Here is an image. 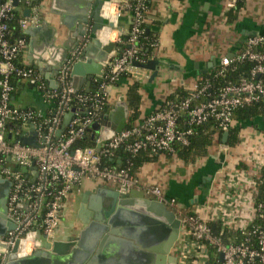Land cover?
I'll list each match as a JSON object with an SVG mask.
<instances>
[{
  "label": "built area",
  "instance_id": "2783aa9c",
  "mask_svg": "<svg viewBox=\"0 0 264 264\" xmlns=\"http://www.w3.org/2000/svg\"><path fill=\"white\" fill-rule=\"evenodd\" d=\"M129 1L120 5L117 14L118 18L125 11L132 14L129 47L120 49L124 45L123 36L114 41L118 49L105 65L101 77L95 80V93L76 92L71 84V65L64 66L59 75V89L46 90L50 100L60 99L52 119L47 120L36 110L19 109L12 103L15 92L12 79H31L36 71L16 64L27 41L26 38L11 41L10 23L14 14L21 12L19 27L24 33L38 22L37 10L32 0H0V177L12 184L8 217L15 224L14 230L0 241V264L7 263L17 245L18 257L25 258L40 251L45 239L54 241L69 194L86 178L106 182L121 194L142 192L173 212L181 222L176 249L178 264H264L263 203H251L253 217L238 226L230 228V220L223 221L220 231H214L210 222L190 212L176 198L167 197L161 187L143 186L130 167H111L105 161L114 158L126 144L132 155L144 150L152 155H176L179 147L190 144L195 128L210 121L215 122L219 131L228 133L236 125L234 114L240 107L264 101V84L259 81L264 74V55L255 52L264 44V35L249 37L245 51L238 57L241 61L250 59L257 63L250 80L223 88L217 97L208 94L209 83L200 86L198 82L191 96L166 102L158 112L111 140L104 141L100 137L96 147L73 148L107 112L114 86L125 75L137 80L138 68L134 63L145 64L137 45L144 33L143 26L148 23L149 10L143 5L145 0H136L135 8ZM235 5L236 0H230L227 10ZM27 9L31 10L30 18L24 17ZM231 63L232 59L226 57L221 66L228 67ZM74 108H82L85 114H76L59 135L66 115ZM31 126L37 133L39 147L21 142L23 129ZM14 132L18 141L13 140L11 133ZM253 162L262 169L264 156H254ZM231 204L234 210L235 203ZM257 220L262 224L255 225ZM233 230L238 234L231 240L228 235L226 243L224 236Z\"/></svg>",
  "mask_w": 264,
  "mask_h": 264
},
{
  "label": "crops",
  "instance_id": "0c3cea01",
  "mask_svg": "<svg viewBox=\"0 0 264 264\" xmlns=\"http://www.w3.org/2000/svg\"><path fill=\"white\" fill-rule=\"evenodd\" d=\"M77 1L42 0L40 4H33L37 10L38 22L31 24L24 32L27 44L19 61L21 65L34 69L36 75L19 81L12 97L14 107L33 109L45 117L51 112L53 106L46 90H54L53 69L69 52L75 50L77 43L76 37H68L71 32L66 26L73 27L76 33L81 32L79 25L73 20L74 16L65 11ZM126 1L111 0L106 4L103 17L109 18L115 27L106 28L105 34L102 32L99 35L102 47L129 34L132 14L125 11L120 18L117 17L120 5ZM229 2L230 0H153L147 25L157 35V44L150 60L162 63L161 75L151 81L153 72L138 69L137 80L131 77L122 79L111 91L109 113L115 111L122 98L128 105L126 96L129 86L133 81L139 82L142 102L140 117L134 122V126L139 125L145 118L162 109L168 98L177 91L192 92L201 76L212 72L224 58L232 59L238 55L249 37L264 35V0H245L233 23L226 21ZM60 32L65 35L67 33V36L60 37ZM87 44L92 45V41L87 39L85 46ZM101 46L94 48L92 57L101 56ZM31 62L36 63V67L39 66L42 71L36 69ZM68 64L72 68L74 63ZM57 80L59 82V78ZM95 80L92 81L90 91L95 89ZM74 83L79 88L78 93L87 94L89 84L84 78H78L76 83L71 77L73 89ZM83 112L84 110L77 114ZM65 120L66 117L64 122ZM239 126L240 141L235 147L227 145L229 136L225 140L226 133L220 142V132L217 131L204 157L190 156L184 160L179 154L153 155L151 157L155 159L143 163L135 177L143 186L161 187L167 197L176 198L190 212L198 214L210 224L222 227L223 221L230 220V228L236 227L253 217L250 205L256 203L260 183L262 184L264 167L261 169L253 160L254 156H264V117L243 122ZM30 130L31 128H24L21 139L29 137ZM11 135L14 141L19 140L16 132ZM117 163H122L120 156ZM103 187L114 188L103 181L84 179L66 200L56 239H45L40 251L10 264H78L79 256L84 250L82 246H85L79 245V238L87 228L80 217L82 200L87 196L89 202L92 199L97 202ZM230 203H235L234 210ZM235 233V230L229 232V240ZM53 242L62 243V248L57 251L53 248L46 250ZM178 243L174 247L175 253ZM104 260L98 264H108Z\"/></svg>",
  "mask_w": 264,
  "mask_h": 264
},
{
  "label": "water",
  "instance_id": "95a60500",
  "mask_svg": "<svg viewBox=\"0 0 264 264\" xmlns=\"http://www.w3.org/2000/svg\"><path fill=\"white\" fill-rule=\"evenodd\" d=\"M77 2L65 11L74 16L73 20L79 25L81 32L76 33L73 27L65 24L71 32L68 37H76L77 43L75 50L69 52L61 63L55 65L52 89H59L57 79L61 69L69 62H73L72 79L77 83L78 78H84L89 84L87 90L89 93L92 81L101 77L105 65L116 53L118 46L110 42L102 47L99 40V35L105 32L106 28L115 27L109 18L103 17L106 4L111 0H78ZM32 4H35L34 0ZM15 6H18V2ZM30 16L31 10H25L24 17L30 18ZM59 34L60 37L67 36V33ZM87 39L92 41V45L85 46ZM100 46L103 50L101 56L92 57L94 48ZM49 47L52 48V45ZM31 64L42 71L39 66L36 67V63L31 62ZM161 65L159 60H150L146 64L134 63L138 69L153 72L151 81L161 75ZM74 89L76 92L79 91L75 83ZM114 110L103 114L99 123L90 129L93 139L99 134L104 141H109L126 130L130 110L124 98ZM82 111V108H74L69 112L59 135L65 131L73 117ZM30 131V136L23 138L21 142L24 145L39 147L35 128L31 126ZM228 136L229 134L226 133L225 140ZM11 138L10 135L9 139ZM11 187L10 181L0 177V241L15 228L14 222L8 217L7 207ZM102 190L99 192L97 202L94 199L89 202L87 196L82 200L80 217L87 228L79 238V245L85 246H82L84 250L79 256L78 264H98L102 259L108 264H178V258L172 256V252L181 236V222L173 212L165 205L148 199L139 191L121 194L114 188L103 187ZM62 245L53 242L46 250L53 248L57 251ZM17 253L18 245L11 252L6 264L21 259ZM221 257L223 259V255Z\"/></svg>",
  "mask_w": 264,
  "mask_h": 264
},
{
  "label": "trees",
  "instance_id": "16d2710c",
  "mask_svg": "<svg viewBox=\"0 0 264 264\" xmlns=\"http://www.w3.org/2000/svg\"><path fill=\"white\" fill-rule=\"evenodd\" d=\"M35 4H40L42 0H34ZM166 1V0H165ZM178 1H185V0H178ZM153 0H145L143 5L150 10ZM129 4L132 6V8L137 7V1L136 0H130ZM245 0H236V6L234 9H231L226 14V21L227 23H233L236 18L238 17V13L241 10V8L244 6ZM130 12V11H127ZM131 13V12H130ZM23 17L21 12H16L14 14L13 20L10 23V39L12 42L16 41L19 38H25V33L22 32V30L19 27V20ZM132 29V26H131ZM130 29V31H131ZM144 33L139 38L137 47L140 49V58L141 60L146 64L150 61L152 57V51L155 48L157 44V35L151 31V27L149 25L143 26ZM124 41V45L120 47V49H126L129 47V39L130 35L123 36L122 37ZM246 44L244 49L236 55L234 58H232V63L228 67H222L221 64L218 65L212 72L209 74H205L201 76L199 80V85L203 86L206 83L210 84V88L208 91V94L211 95V97H217L221 90L226 87L230 86H237L240 85L244 80H250L252 78V72L256 68L257 63L255 61H252L250 59L245 60H239L238 57L243 54L245 51ZM256 53L264 55V44L259 46L256 50ZM20 57L18 58L16 64L18 66H23L20 64L19 61ZM130 78V76L125 75L122 77V79ZM19 81L21 79L13 78L12 83L15 87V90L19 84ZM259 81L264 84V74L260 75ZM97 86V83L95 82V88ZM140 88L141 84L139 82L133 81L128 89L127 93V102L129 105L130 114L127 121L126 129H130L134 127V122L137 121L140 117V106L142 102V97L140 95ZM95 93V89L90 91L89 93ZM15 93V92H14ZM83 93V92H80ZM85 93V92H84ZM192 95V92L189 91H177L176 94L172 95L170 98H168V101H179L182 99H185ZM60 99H53L51 100L53 108L51 109V112L45 117V119L50 120L52 119L54 113L56 112V108L58 107ZM75 105V103H72ZM57 105V107H56ZM107 113H109V108L107 109ZM85 113L81 114L84 115ZM259 117H264V101L261 100L258 103H254L251 105H244L240 107L234 114V120H235V127L231 128L228 132L229 134V140L227 142V145L230 147H235L239 143V135L241 131V127L239 126L243 122L248 121H254L258 119ZM100 121V120H99ZM98 121V123H99ZM219 131L216 127V124L214 121H210L204 125L198 126L195 128V135L192 137L190 144L186 147H179L177 154L184 159L187 160L188 157H194V156H200L204 157L207 153V149L209 146L212 145L213 139L215 134ZM219 140L220 142L223 139V132L219 131ZM99 135L96 134L95 138H92V133L89 130L87 132V135L77 141L74 145V149L77 148H87V147H96V140ZM132 142V141H131ZM121 157V164L117 163L118 157ZM150 151L144 150L139 152L137 155H132L130 152L127 151V144L120 148V150L117 151L114 158H107L105 161L106 163L111 167H120V168H131L132 174L135 176L136 171L142 166L143 163L149 162L155 159ZM262 184L260 183L259 193L256 198V203H263L264 204V171H262V177H261ZM255 225H260L262 222L260 220H257L255 222ZM214 231H220L221 227L217 226L215 223L211 224ZM238 234L237 232L235 233ZM229 233H227L224 236V240L227 243Z\"/></svg>",
  "mask_w": 264,
  "mask_h": 264
},
{
  "label": "flooded vegetation",
  "instance_id": "af4514ba",
  "mask_svg": "<svg viewBox=\"0 0 264 264\" xmlns=\"http://www.w3.org/2000/svg\"><path fill=\"white\" fill-rule=\"evenodd\" d=\"M9 197H10V195H9ZM8 204H9V198H8ZM8 204H7V207H8ZM177 245V244H176ZM172 256H175L176 258H177V254L174 252V250H173V252H172Z\"/></svg>",
  "mask_w": 264,
  "mask_h": 264
},
{
  "label": "bare ground",
  "instance_id": "6f19581e",
  "mask_svg": "<svg viewBox=\"0 0 264 264\" xmlns=\"http://www.w3.org/2000/svg\"><path fill=\"white\" fill-rule=\"evenodd\" d=\"M104 33V32H103ZM105 34V33H104ZM102 37H103V35H102ZM101 39V38H100ZM110 42V41H109Z\"/></svg>",
  "mask_w": 264,
  "mask_h": 264
}]
</instances>
